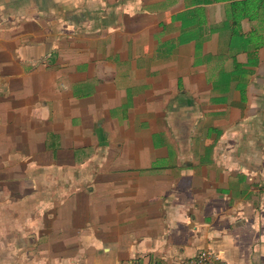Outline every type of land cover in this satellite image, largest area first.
I'll list each match as a JSON object with an SVG mask.
<instances>
[{
	"label": "crops",
	"instance_id": "crops-1",
	"mask_svg": "<svg viewBox=\"0 0 264 264\" xmlns=\"http://www.w3.org/2000/svg\"><path fill=\"white\" fill-rule=\"evenodd\" d=\"M204 250L264 264V0H0V264Z\"/></svg>",
	"mask_w": 264,
	"mask_h": 264
},
{
	"label": "built area",
	"instance_id": "built-area-1",
	"mask_svg": "<svg viewBox=\"0 0 264 264\" xmlns=\"http://www.w3.org/2000/svg\"><path fill=\"white\" fill-rule=\"evenodd\" d=\"M221 258L219 255L210 250H204L199 252L197 255L187 259L182 264H218L220 263ZM164 264H173L170 261L165 262Z\"/></svg>",
	"mask_w": 264,
	"mask_h": 264
},
{
	"label": "rangeland",
	"instance_id": "rangeland-1",
	"mask_svg": "<svg viewBox=\"0 0 264 264\" xmlns=\"http://www.w3.org/2000/svg\"><path fill=\"white\" fill-rule=\"evenodd\" d=\"M75 92H77V91L75 90Z\"/></svg>",
	"mask_w": 264,
	"mask_h": 264
}]
</instances>
